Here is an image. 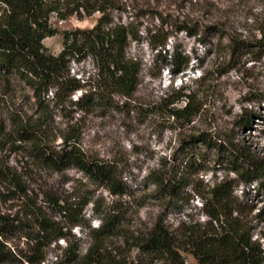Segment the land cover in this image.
I'll return each instance as SVG.
<instances>
[{"label":"rangeland","instance_id":"rangeland-1","mask_svg":"<svg viewBox=\"0 0 264 264\" xmlns=\"http://www.w3.org/2000/svg\"><path fill=\"white\" fill-rule=\"evenodd\" d=\"M60 1L64 10L69 3L68 9L75 7L74 0ZM118 1L121 9H107L105 15L113 23L129 25L137 35V41H130L127 55L140 64L138 88L131 100L116 97L117 105L109 109L81 112L67 104L63 112L55 110L47 146L59 149L61 137L71 132L87 157L116 167L118 181L127 193L113 195L75 168L54 171L41 162L32 142L16 141L10 125L13 112L37 118V109L32 92L23 83L0 82V118L9 130L0 140V170L16 175L20 182V189H16L9 180L0 179V214L14 220L16 226L3 238L6 251L10 250L15 259L0 264H28L23 256L32 255L37 222L42 218L64 228L67 239L46 247L41 264L54 262L68 245L81 257L93 241L90 229L100 226L98 217L113 210L124 212L125 219L105 239L104 246L124 264L141 263L137 237L158 220L171 229L179 222L202 221V203L209 189L235 179L227 171L225 142L234 139V143H245L256 156L264 158V107L253 100L264 91V0ZM100 16L96 12L89 17L72 15L60 20L52 15L49 23L57 33L45 38L43 46L49 53L58 54L64 31L90 29ZM156 31L169 35L168 55L174 52L190 60L188 74L171 78L169 65L156 60L147 45L148 34ZM234 41L248 42L252 46L249 53L243 48L233 51ZM94 72L89 58L70 63L75 78L88 79ZM181 86L189 87L198 100V111L189 124L173 123L166 112L172 89ZM79 95L76 92L72 99ZM175 106L181 108L184 103ZM251 107L261 117L246 131L237 122L243 110ZM196 137H203L210 145L194 143L192 138ZM188 161L193 167L179 203L162 197L152 182V173H166ZM253 186H238L234 196L247 201L254 214L264 208V191L255 193ZM56 203L72 207L76 218L81 213L83 224L72 227ZM187 260L196 264L190 256Z\"/></svg>","mask_w":264,"mask_h":264},{"label":"trees","instance_id":"trees-1","mask_svg":"<svg viewBox=\"0 0 264 264\" xmlns=\"http://www.w3.org/2000/svg\"><path fill=\"white\" fill-rule=\"evenodd\" d=\"M74 1V8L68 9L69 3L64 10V2L60 0H0V82L4 85L16 80L23 83L32 92L38 115L37 118L23 117L13 112L11 131L16 141L32 142L38 149L41 162L54 171L75 168L111 194L123 195L127 188L118 181L116 167L87 157L71 132L61 137L59 149L47 146L55 110L63 112L67 104L81 112L109 109L117 105L116 97L131 100L140 83V64L127 55L130 41H137V35L129 25L113 23L105 15L107 9H121L119 1ZM96 12L101 16L92 28L62 33V49L58 54L49 53L43 46L45 38L57 33L49 23L52 15L65 20L72 15L89 17ZM168 37L162 31L150 33L147 45L155 52L156 60L164 66L169 65L171 78L188 74V58L174 52L168 55ZM251 47L246 41H234L232 48L233 51L243 48L249 53ZM86 58L91 60L94 74L88 79L75 78L70 73V63ZM76 92L80 95L73 100ZM169 99L166 112L173 123H191L198 111L196 94L189 87L181 86L172 89ZM253 100L264 107V91L258 92ZM180 102L184 107L175 106ZM260 117L258 110L251 107L243 110L237 123L249 131ZM8 131L7 124L0 118V140L9 135ZM192 141L210 145L203 137L192 138ZM225 147L228 150L227 171L235 175V179L209 189L202 203V221L179 222L171 229L163 220H158L137 237V255L143 259L138 264H189L187 256L196 264H264V208L253 214L247 201L234 196L240 185L249 188L255 184L252 188L255 193L264 191V158L256 156L245 143H234V139L225 142ZM192 167L188 161L166 173L153 172L152 182L162 197L179 203L180 195L189 183ZM0 179H7L20 189L16 175L0 170ZM241 194L246 195L244 191ZM56 205L72 227L83 224L81 213H77L80 218H76L71 214L72 207ZM98 218L100 226L90 229L93 241L83 256L80 257L77 249L68 245L51 264H124L104 246V241L124 223L125 213L113 210ZM14 223L8 216L0 214V263L15 259L10 250L6 251L3 240L16 228ZM37 223L34 251L32 255L23 256L28 264H41L46 247L52 243L58 246V241L67 239V232L56 222L42 218Z\"/></svg>","mask_w":264,"mask_h":264}]
</instances>
